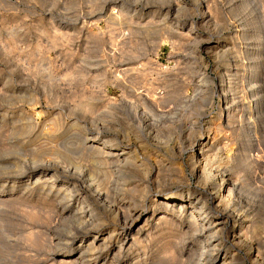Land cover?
<instances>
[{
  "label": "rangeland",
  "instance_id": "1",
  "mask_svg": "<svg viewBox=\"0 0 264 264\" xmlns=\"http://www.w3.org/2000/svg\"><path fill=\"white\" fill-rule=\"evenodd\" d=\"M208 46H214V55ZM249 61L256 66L248 67L247 76L255 69L264 83V0H0V264H83L76 260L78 254L68 253L87 244L97 232L66 241L87 218L77 219L74 210L69 214L63 208L89 181L87 176L79 180L80 185L77 181L73 194L59 188L74 182L62 172L76 177L75 167L94 168L76 150L89 141L90 130L121 143L114 152L129 147L136 155V162L105 167L111 179L105 199L89 190L85 209L91 213L95 208L92 213L102 223L118 221L113 215L117 202L138 204L139 209L147 201L154 208L161 202L160 189L174 192L196 186L199 179L189 147L194 144L199 151L204 135L199 138L191 132L196 120L191 113L201 109L209 119L219 116L220 103L225 105L226 96L231 98L230 83L245 78L242 66ZM202 77L209 80L202 82ZM198 83L206 93L199 92ZM220 87L228 89L222 93ZM262 102L264 110V96ZM196 107L201 108L196 111ZM240 138L234 144L225 141L223 157L240 156L243 151L253 155L255 148H248ZM261 149L264 159V143ZM37 162L49 168L41 174L42 180L36 184L29 176L19 180ZM252 162L251 172L246 167L245 173L250 174L254 190L264 187V160ZM219 164L213 155L202 186L211 189L221 183L222 178L215 176ZM56 172L60 178L49 181ZM236 199L251 213L261 205V197L252 192ZM220 202L227 204L225 197ZM109 229L104 230L105 236ZM146 229L149 236L127 264H195L187 258L189 248L182 237L172 236L171 229ZM254 240L252 233L245 236L242 256ZM170 247V254L177 250L179 255L162 259Z\"/></svg>",
  "mask_w": 264,
  "mask_h": 264
},
{
  "label": "bare ground",
  "instance_id": "2",
  "mask_svg": "<svg viewBox=\"0 0 264 264\" xmlns=\"http://www.w3.org/2000/svg\"><path fill=\"white\" fill-rule=\"evenodd\" d=\"M209 10L211 9L209 8ZM240 35L243 36V34H240ZM206 49H209L213 55L215 54L214 52H216L214 50V46H211V47L208 46L206 47ZM239 52H242V51H239ZM217 55H218V52H217ZM252 66L254 68L256 66L254 65L252 61H249L246 64L244 62L242 66L244 67L242 69L243 74L241 75H243V77L245 78L237 82L232 81L230 83L232 88L230 87V84L228 85L232 89V94L230 96L231 98L228 99V97L226 96L225 105L223 103H220L221 105H220L219 116L215 118L211 117L209 119V116H207L205 112H202L201 109H198L201 107H198V108L196 107L195 108L196 111L197 109L199 111L191 113V115H193L192 117L196 119L195 121L192 122L191 132L194 131L195 133L194 132L193 133L195 135L196 133L199 134L198 135L199 138L202 137L201 134L204 135L202 146L199 149V151L194 149L195 148L194 144H191L189 147L191 151V155L189 159L192 160L194 174L198 175V179H199L198 184L194 187L183 186L174 192H171V189H164V190L160 189L158 191L157 196H158V201H161V202L160 204H158L159 206H156L154 208L149 206V203H147V201H144V205L139 209L137 208V206H139L138 204H127L128 202L124 200L120 201V203L117 202L116 204L118 207L115 209L116 214H113V215L117 216L118 221L115 223H112V225L109 223H105V222L102 223V221L99 220L98 217H96L93 214L95 212L94 210H96L95 208L92 209L94 212L91 210L93 213L92 212L89 213L90 211L86 210L87 209L85 205L86 196L88 195L89 190H92V191L94 190L96 191L97 193L96 195L99 196L100 200L103 199L104 193L105 192L107 193L106 188L107 189L110 188L109 183L111 181V179H109V173L106 172L105 167L107 168V165L111 163L122 162L126 160L127 161L131 160L130 162L132 163L134 161L136 162L135 160L136 155L133 154L135 150L133 151L129 147H123L121 149H117V151L114 152V150H116V147H118V143H119V142H116L117 141L116 139H111L110 138L111 136L108 137V135L103 134V133L95 134L93 130L92 131L90 130L89 133L86 132L88 133L86 136V140L89 139V141L81 142L82 145L80 147L78 143L77 146L80 149L77 146L76 147L78 149H76V147L75 149L79 150L80 155L83 154L84 156L89 158L90 161L92 162L89 164H92L94 168L91 166L92 171H88L87 168L85 167L84 168H80L81 166L78 168L75 167L76 169H78L77 170L78 172L76 173V170H75V173H72V174L73 176H76V177H71V175L68 176L66 174H63L62 172L61 175L64 178L66 176V178H69V180H73L74 182L71 183L72 185H70V186H73L71 189H70V186L65 188V185H62L61 188H59V191H62L63 189H65L68 193L73 194L74 190H76L73 188H76L78 186L77 181L87 176V180L89 181V184L85 186L84 188H79V191L76 192L77 193L76 195L73 196L71 194L72 199H71L70 205L63 208V211L65 213L69 212L70 214V212L74 210L73 211L74 217L77 216L79 219L80 218L82 219L87 218V219L83 221L81 220L82 222L81 225L77 227L75 225L76 227L75 231L71 232L70 235L68 234L69 236L66 239V241L74 240L76 238L83 239L92 230L96 231L97 233H95L93 238H91L87 244L85 245L79 244L77 248H73V250H71L68 253L69 255L78 254L76 257V260L78 258L80 262H82L83 264H127L131 260V256L137 251H140L139 250L140 245L141 244L143 245L142 241L145 240L144 238L147 235L149 236V231L147 232V229H146V227L149 226V228L150 227L163 228V230H161L162 232L164 230L171 229L173 233L172 236H178L179 238L182 237V239L184 240L183 243H185L184 247L189 248V254L187 258L188 260H195V264H245L247 261L250 262L249 264H264V187H259V188L252 190V187H251L252 185H250V182H249L250 174L245 173L246 167L248 168L247 171L249 173L251 172V166H252L251 163H253L252 159L254 163H255V160L257 161L264 160L262 159L263 154H261L262 152L261 147H262V144L264 143V127L262 126V124H260L261 121H263L261 118L263 115L262 113L264 111L262 110L263 109L262 100L264 96V83L260 80L258 74L255 73L256 71L255 69L252 70L253 74L251 77L247 76V69L248 67H252ZM229 67H231V65ZM238 72L239 71H237V73ZM239 78H241V76ZM207 79H208L207 77H204V78L202 77L200 81L203 82V81H206ZM228 79L230 82L231 81L230 78ZM231 79H234V78H231ZM208 82L209 81H207V83ZM209 84L205 83V85H209ZM202 86L203 84L197 85V88H200L198 90H201ZM220 88L222 89V93H223V90L228 89V88L223 89V87H220ZM199 92H202V90ZM169 97H170V94L168 98ZM171 97H170V100L173 98ZM162 99L167 100V98H162ZM246 130H249L248 135H246ZM211 131L213 133H210ZM250 134H251V137H250ZM240 137L241 138L243 137L242 138L243 141L246 140L245 143L248 146V148L249 146H252L255 148L254 149L255 152L253 153V155H250V152H248L249 153L248 155V153L243 151L240 156L223 157L224 155L223 149L226 150L227 149L226 147L228 146V143H226L225 141L230 140L234 144L235 143L234 141H236V139H239ZM213 155L215 158H217V160H219V163H220L218 165V171L215 176H219L222 179L219 185L217 184L216 186L210 189L207 185L203 184L204 186H202L201 182L204 176L203 174H205L203 173L205 170V167L209 164L210 158L213 157ZM248 157H251V159L249 158L251 160V163L248 162ZM70 160L72 162V158L68 160L69 163H70ZM82 160H84L83 156H82ZM61 161L64 162L63 159H61ZM34 162L36 163V161ZM41 162H44V161H41ZM41 162L39 160V163ZM39 163L34 166L29 167L28 170L22 173L21 176L19 175L20 176L19 180L20 179L22 180L24 177L29 176L30 179L31 178L33 179L32 180L33 183L36 184L40 182V180H42L41 174L46 173L49 170V168L48 166H44L43 164H39ZM66 163L67 162H65L64 165ZM86 164L87 163H85V165ZM6 166H9V165H6ZM136 166L138 167V165ZM63 170L67 172L66 171L67 169L65 168V166ZM71 170L72 169H70L68 172L71 173ZM37 171H39L37 173L39 175H36ZM58 172L50 175V177L48 178L49 181H51L50 179H54V178L59 179L60 177L58 175L60 173ZM157 174H160V171ZM121 176L123 177V175ZM59 182H61L62 184H65V182L63 183L62 180ZM79 185H80V181H79ZM108 190L111 191V189H108ZM94 191L93 193H95ZM249 192H252L255 195L257 196L259 195L261 197L260 207L258 208L257 211H253L252 213L248 212L243 207L242 202L236 199L238 195L247 194ZM111 193L112 192H110V194ZM108 197H110V195ZM221 197H225V200L227 201L226 202L227 204L225 205V207L221 205V202H220ZM116 201L117 200H115L114 203ZM95 202L97 201L95 200ZM99 203H101V201ZM99 206H101V204ZM162 206H164V208ZM105 207L104 209L106 210ZM150 208H152L151 211H150ZM166 213H169V214H166ZM69 214L67 215L69 216ZM96 215L99 216L98 212ZM113 215L111 216L113 217ZM113 220H114V217H113ZM85 223H88V224H85ZM106 227H110V229L108 230L109 233L107 236H105L103 233ZM250 233L253 234L255 240L252 242L251 250L249 252L248 251L246 252L247 255L242 256V254L240 253V247L245 242L244 241L245 236L247 234L249 236ZM188 238L191 239V241H186ZM178 240L182 242L181 239H177V241ZM147 243L149 244V242ZM68 244H69V241H68ZM148 244L146 245L148 246ZM142 248H145V247L143 246ZM169 249L171 250V247L166 248L165 250L163 249L165 251L164 253L165 255L163 254L162 259L168 257L167 260H170V259L172 260V258H176L179 255V252L175 253L177 250L174 252V254H170ZM146 255L147 254H145V256ZM171 255L173 256L171 257ZM172 264H174V262Z\"/></svg>",
  "mask_w": 264,
  "mask_h": 264
}]
</instances>
